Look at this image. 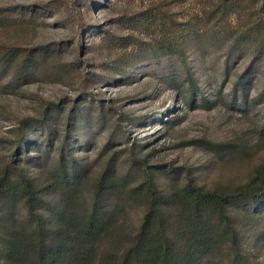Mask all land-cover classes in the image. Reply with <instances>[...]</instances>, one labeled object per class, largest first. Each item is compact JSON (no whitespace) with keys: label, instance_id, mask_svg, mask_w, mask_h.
I'll list each match as a JSON object with an SVG mask.
<instances>
[{"label":"rangeland","instance_id":"1","mask_svg":"<svg viewBox=\"0 0 264 264\" xmlns=\"http://www.w3.org/2000/svg\"><path fill=\"white\" fill-rule=\"evenodd\" d=\"M260 164L264 0H0V179L36 186L44 224L94 206L126 239L144 209L126 190L146 178L211 190ZM77 173L64 208L59 181ZM102 173L125 191L96 202ZM248 211H226L235 235L214 261L264 264V211ZM33 221L1 199L0 246ZM95 246L83 264L113 248Z\"/></svg>","mask_w":264,"mask_h":264},{"label":"trees","instance_id":"2","mask_svg":"<svg viewBox=\"0 0 264 264\" xmlns=\"http://www.w3.org/2000/svg\"><path fill=\"white\" fill-rule=\"evenodd\" d=\"M77 178L78 173L59 181L64 208ZM123 182L102 173L94 186V199L97 202L114 190L124 192ZM38 192L26 179H0V200L22 197L26 212L34 217L25 235L20 236L18 231L7 234L0 246V264L90 263L96 242L103 238L113 248L102 252L98 264H222L212 256L235 235L226 211L236 207L246 213L250 209L253 213L264 211V164L255 167L243 184L211 190L188 181L161 191L146 178L139 186L126 190L144 203L138 226L126 239L121 238L118 227L110 228V217L94 206L81 216L69 211L55 212L54 222L44 224L38 213ZM220 224L224 230L217 232L215 227ZM238 258L233 255L229 264H235Z\"/></svg>","mask_w":264,"mask_h":264}]
</instances>
